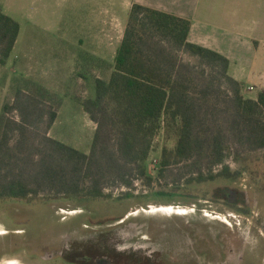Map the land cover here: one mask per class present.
<instances>
[{
  "label": "rangeland",
  "instance_id": "rangeland-1",
  "mask_svg": "<svg viewBox=\"0 0 264 264\" xmlns=\"http://www.w3.org/2000/svg\"><path fill=\"white\" fill-rule=\"evenodd\" d=\"M158 1L173 6L188 3ZM254 1L199 0L200 9L214 11L208 14L207 25L217 42L241 44L240 65H248L253 75L264 70V44L253 48L254 64L248 63L246 58L252 55L246 52L252 45L246 41L252 33L237 25L264 23V9L259 7L257 12ZM130 2L0 0L3 11L21 27L7 65H0V118L20 121L21 111L15 107L21 100L36 97L57 111L49 135L89 153L97 125L83 103L93 97L96 78L111 76ZM184 58L199 62L189 55ZM246 84L254 86L253 91H245L246 96L256 99L262 88L259 82L251 78ZM17 139L18 134H13L12 145ZM153 144L148 160L150 183L139 178L131 188L107 185L106 197L101 198L0 199V264H64L40 257L58 248L66 250L70 243L79 248V237L119 229L127 222H149L140 231L143 228L157 255L178 256L177 264H264V149L239 157L232 149L225 164L238 174L235 177L198 183L188 182L186 174L174 182L184 172L181 166L159 177L163 148L172 147L173 141L162 131ZM221 169L216 166L214 173ZM89 243L93 242H86L87 249Z\"/></svg>",
  "mask_w": 264,
  "mask_h": 264
},
{
  "label": "trees",
  "instance_id": "trees-1",
  "mask_svg": "<svg viewBox=\"0 0 264 264\" xmlns=\"http://www.w3.org/2000/svg\"><path fill=\"white\" fill-rule=\"evenodd\" d=\"M191 28L189 18L132 4L111 76L96 78L93 97L83 103L97 125L89 153L49 135L57 111L36 97L17 104L20 121L2 115L0 199L101 198L107 185L150 183L148 160L162 131L173 146L163 148L159 177L174 166L184 169L174 182L186 174L198 183L238 175L225 164L232 149L236 157L264 149V88L256 99L246 96L229 59L191 42ZM20 29L0 6V65H7ZM216 166L222 169L214 173Z\"/></svg>",
  "mask_w": 264,
  "mask_h": 264
},
{
  "label": "flooded vegetation",
  "instance_id": "flooded-vegetation-1",
  "mask_svg": "<svg viewBox=\"0 0 264 264\" xmlns=\"http://www.w3.org/2000/svg\"><path fill=\"white\" fill-rule=\"evenodd\" d=\"M147 224L149 222H127L119 229L90 233L77 239L78 242L82 241L79 248L70 243L66 250L58 248L55 253L45 252L40 258L59 259L64 264H177L175 261L179 260L176 255L162 257L156 254V247L148 243L143 228L140 231ZM88 240L93 242L89 243L92 244L89 249L85 247Z\"/></svg>",
  "mask_w": 264,
  "mask_h": 264
},
{
  "label": "crops",
  "instance_id": "crops-1",
  "mask_svg": "<svg viewBox=\"0 0 264 264\" xmlns=\"http://www.w3.org/2000/svg\"><path fill=\"white\" fill-rule=\"evenodd\" d=\"M138 2L147 6H151L160 10H164L170 13H174L176 15L186 17L192 20V28L189 35V40L193 43H197L206 47H209L211 49H214L220 53H222L224 56H226L230 61V67H229V73L232 75L235 79L241 81L244 83L245 91L248 93L250 90L249 87H254L251 84H246L245 81L254 78L257 80L260 84V91L258 94L263 90L264 88V70L262 72L253 75L252 72L249 70V66H243L240 65L242 60L239 59L240 55V49L242 45L240 44L239 47L230 46V45H224L220 41L217 42V35L215 32L212 33L211 29L207 25V22H209L210 17L208 14H214V11H208L207 8H199V0L196 2H192L188 0V3H181L179 4H164L158 0H131V2L128 5V10H130L133 3ZM255 10L258 12L259 7L264 9V0H255L254 3ZM205 12V13H203ZM237 28H241L243 30L249 31L252 33V35H249L247 37L246 45H252L249 46L246 53L253 54V48L262 47L264 44V23H260L259 21H255L253 24L248 25L241 23L240 25H237ZM224 31V30H223ZM225 32V31H224ZM239 40V39H238ZM242 40H239L241 43ZM217 42V43H216ZM231 44V42H230ZM233 45V44H231ZM236 48V52H235ZM255 57V56H254ZM253 55L249 59L248 63L252 62L254 64V58Z\"/></svg>",
  "mask_w": 264,
  "mask_h": 264
},
{
  "label": "built area",
  "instance_id": "built-area-1",
  "mask_svg": "<svg viewBox=\"0 0 264 264\" xmlns=\"http://www.w3.org/2000/svg\"><path fill=\"white\" fill-rule=\"evenodd\" d=\"M249 89H250V90H253V89H254V87H252V86H251V87H249Z\"/></svg>",
  "mask_w": 264,
  "mask_h": 264
},
{
  "label": "bare ground",
  "instance_id": "bare-ground-1",
  "mask_svg": "<svg viewBox=\"0 0 264 264\" xmlns=\"http://www.w3.org/2000/svg\"><path fill=\"white\" fill-rule=\"evenodd\" d=\"M12 264V263H11Z\"/></svg>",
  "mask_w": 264,
  "mask_h": 264
}]
</instances>
